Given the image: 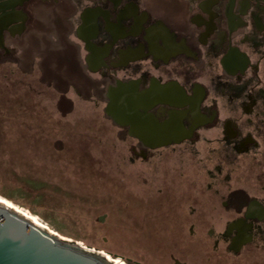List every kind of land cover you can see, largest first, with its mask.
<instances>
[{"label":"flooded vegetation","instance_id":"flooded-vegetation-1","mask_svg":"<svg viewBox=\"0 0 264 264\" xmlns=\"http://www.w3.org/2000/svg\"><path fill=\"white\" fill-rule=\"evenodd\" d=\"M2 79L38 81L64 121L102 112L208 259L264 264V0H0ZM121 85L170 122L165 144L107 114Z\"/></svg>","mask_w":264,"mask_h":264},{"label":"rangeland","instance_id":"rangeland-1","mask_svg":"<svg viewBox=\"0 0 264 264\" xmlns=\"http://www.w3.org/2000/svg\"><path fill=\"white\" fill-rule=\"evenodd\" d=\"M47 57L54 71L63 67ZM55 99L38 81L0 80V190L21 193L38 221L133 262L173 264L174 252L190 264H220L184 234L172 201L146 187L158 181L126 168L118 129L103 113L64 121Z\"/></svg>","mask_w":264,"mask_h":264},{"label":"water","instance_id":"water-1","mask_svg":"<svg viewBox=\"0 0 264 264\" xmlns=\"http://www.w3.org/2000/svg\"><path fill=\"white\" fill-rule=\"evenodd\" d=\"M106 108L119 124H131V133L152 136L165 144L170 122L160 123L147 112V99L121 85L110 94ZM104 215L100 221L104 220ZM121 256V259L117 257ZM0 264H139L131 258L105 251L62 233L52 223H42L30 209L0 193Z\"/></svg>","mask_w":264,"mask_h":264},{"label":"trees","instance_id":"trees-1","mask_svg":"<svg viewBox=\"0 0 264 264\" xmlns=\"http://www.w3.org/2000/svg\"><path fill=\"white\" fill-rule=\"evenodd\" d=\"M0 193L5 195L6 197L10 198L11 200H13L15 202L24 205L27 209L32 210L34 213H37V214L41 215L40 212L35 208V206H33L32 203L28 202L26 200V198L24 196H22L21 193H13V192H10V191H5V190H0ZM34 215H36V214H34ZM103 250H105V249H103Z\"/></svg>","mask_w":264,"mask_h":264},{"label":"bare ground","instance_id":"bare-ground-1","mask_svg":"<svg viewBox=\"0 0 264 264\" xmlns=\"http://www.w3.org/2000/svg\"><path fill=\"white\" fill-rule=\"evenodd\" d=\"M36 219V218H35ZM38 220V219H37ZM41 222V221H40ZM118 257H120L121 258V256H118Z\"/></svg>","mask_w":264,"mask_h":264}]
</instances>
